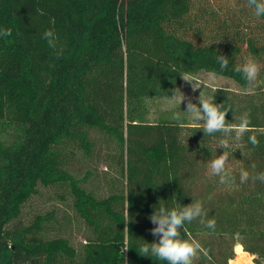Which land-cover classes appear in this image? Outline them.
Listing matches in <instances>:
<instances>
[{"label":"trees","instance_id":"16d2710c","mask_svg":"<svg viewBox=\"0 0 264 264\" xmlns=\"http://www.w3.org/2000/svg\"><path fill=\"white\" fill-rule=\"evenodd\" d=\"M216 2L0 0V28L12 29L0 37V264H165L139 254L158 239L148 217L197 199L216 231L185 225L182 236L211 257L194 264H228L237 244L264 264V183L238 179L253 163L264 172V85L217 88L210 98L231 108L229 122L249 112L255 130L225 149L237 174L231 186L208 168L223 153L219 133L146 118V100L171 95L182 74L216 72L247 89L231 69L248 57L264 74V17L247 0ZM46 29L58 37L59 58ZM111 161L116 175H100L98 163ZM41 188L54 203L34 210ZM90 245L105 258L95 262Z\"/></svg>","mask_w":264,"mask_h":264},{"label":"clouds","instance_id":"9594fccd","mask_svg":"<svg viewBox=\"0 0 264 264\" xmlns=\"http://www.w3.org/2000/svg\"><path fill=\"white\" fill-rule=\"evenodd\" d=\"M247 6L253 10L255 17H264V0H247ZM12 36L11 28H0V37ZM43 39L47 41L48 46L53 49L59 58L63 54V49H58V37L52 29H46ZM216 60L221 71L229 69V58L223 54H218ZM262 65L254 57H248L242 64L232 66V71L240 74L247 85L248 92H254L260 86V73ZM187 82L191 80L186 79ZM217 73L208 74L207 80L204 82L206 86L212 87L216 82ZM195 87L193 84V90ZM169 102L176 105L179 110L172 113L173 121H181L183 114L187 113L188 118L197 125V129H202L204 136H214L219 133L221 138L219 146L223 149V153L216 155L208 163L210 175L218 177L219 183L222 185H234L237 182V174L229 165V158L232 152L228 149L233 143H241L247 133H254L251 125V117L249 112L242 113L238 118L233 116V120L238 122H229L227 115L232 111L230 107H226L224 103L217 104L213 99L205 98L202 93L198 98V103H193L190 97L180 90L174 88L171 95H168ZM185 103L186 110L181 111L180 105ZM248 142L257 146L259 141L255 134L248 136ZM240 184L251 181L255 183L260 181L264 183V172H256V165L253 163L250 169L240 168L238 173ZM211 199V197H209ZM209 213L205 209L203 200H192L191 203L173 207L171 209L160 205L148 217L154 227L151 228V234L158 239L152 243L145 242L139 248V254L142 256H150L157 261L165 262V264H194L201 255L211 259L202 244L196 239H185L182 236V230L186 224H191L194 220L199 221L201 225L210 230L216 231L215 218H208ZM238 235V234H237ZM126 250V249H125Z\"/></svg>","mask_w":264,"mask_h":264},{"label":"rangeland","instance_id":"374dc122","mask_svg":"<svg viewBox=\"0 0 264 264\" xmlns=\"http://www.w3.org/2000/svg\"><path fill=\"white\" fill-rule=\"evenodd\" d=\"M211 1H215V0H211ZM216 3H223V0H217ZM219 9L220 10H218V12L221 13L222 7H219ZM209 73H212V72L205 71V70H198V71H195L192 73L182 74L186 79L191 80V82L185 81L183 79V77L181 76L177 88H180V90L185 94V96L190 97L192 99L193 103H198V98L200 96V93H202V95L205 98L210 99L213 92L217 88H228V89H231V90L236 91L238 93H242L244 91H247L246 88L241 87L232 79H230L228 77L221 76V75H217L215 84L212 87H208L205 85L204 82L207 80ZM260 80H261V84L264 85V74H262ZM193 84L195 87H198V88L193 90ZM146 103H147L146 118L149 121H155L159 117L171 118L172 113L174 111L179 110L176 105H173L169 102L168 96L150 97L146 100ZM180 110L181 111L186 110L185 103H182L180 105ZM181 121H185V122L190 123V124H195L194 122H192L188 118L187 113L183 114V118ZM79 159L82 162L80 157H79ZM97 169H98V172L100 173V175H104L106 177H109L111 175H113V176L116 175L115 171H116L117 167H116V164L113 161H111L110 165L108 167H106V165L104 163H98ZM81 170L82 169H80V173H81ZM51 196H52V192L50 189L41 188L40 189V195L33 197L32 201H31V204H33V205H31V206L34 207V210L39 208V207L46 208L47 206H51V204L54 203V201L51 199ZM56 203H59L60 207L65 206V205L63 206V203H61V202H56ZM26 210L28 211L31 209L26 208ZM77 239L79 241H83L80 237H78ZM88 249H89V256L92 259H94L95 262L96 261L100 262L101 260H103V258H105V257L99 256L97 254V252L99 250L103 249L101 246L90 245L88 247ZM240 250H241V248H238V252ZM242 260L244 263L241 262L240 264H254L252 261V255L246 254V257ZM30 264H35V263H30ZM96 264H102V263H96Z\"/></svg>","mask_w":264,"mask_h":264},{"label":"bare ground","instance_id":"6f19581e","mask_svg":"<svg viewBox=\"0 0 264 264\" xmlns=\"http://www.w3.org/2000/svg\"><path fill=\"white\" fill-rule=\"evenodd\" d=\"M238 248H241V247L237 246V248H236V251L238 253V257L235 260L231 261L230 264H240L241 262L243 263L242 259H244L246 257V253L243 252L242 250H240L238 252Z\"/></svg>","mask_w":264,"mask_h":264},{"label":"built area","instance_id":"2783aa9c","mask_svg":"<svg viewBox=\"0 0 264 264\" xmlns=\"http://www.w3.org/2000/svg\"><path fill=\"white\" fill-rule=\"evenodd\" d=\"M238 245H240V244L235 245V247H234V254H235V255H234V258L230 259V260L228 261V264H230L231 261L235 260V259L238 257V253H237V251H236V247H237ZM240 246H241V245H240ZM241 250L243 251L242 246H241ZM243 263H244V262H243ZM123 264H126V263H123Z\"/></svg>","mask_w":264,"mask_h":264},{"label":"crops","instance_id":"0c3cea01","mask_svg":"<svg viewBox=\"0 0 264 264\" xmlns=\"http://www.w3.org/2000/svg\"><path fill=\"white\" fill-rule=\"evenodd\" d=\"M238 246L241 247L240 245H238ZM243 252H245L246 254L250 255L248 252H246V251H244V250H243ZM250 258H251V257H250Z\"/></svg>","mask_w":264,"mask_h":264}]
</instances>
